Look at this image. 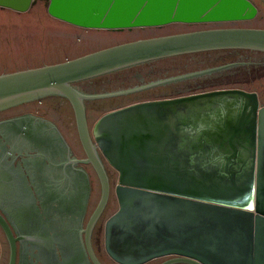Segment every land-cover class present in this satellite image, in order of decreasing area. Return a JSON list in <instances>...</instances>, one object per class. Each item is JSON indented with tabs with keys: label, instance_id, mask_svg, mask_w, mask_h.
Wrapping results in <instances>:
<instances>
[{
	"label": "water",
	"instance_id": "obj_1",
	"mask_svg": "<svg viewBox=\"0 0 264 264\" xmlns=\"http://www.w3.org/2000/svg\"><path fill=\"white\" fill-rule=\"evenodd\" d=\"M36 1L0 0V7L26 12ZM45 1L50 17L82 28L212 25L125 41L64 61L0 73V110L47 96L69 103L86 154L80 161L92 165L100 185L98 201L82 232L90 262L101 264L92 250L90 233L108 202L110 182L89 132L85 101L129 94L213 69L106 93H82L75 85L178 55L229 49L264 53V26H217L254 19L258 10L250 0ZM255 2L264 15V0ZM198 105L204 115L215 106L237 109L233 126L208 135L219 144L218 152L174 145L180 139L179 117L197 115ZM200 116L192 118L195 121ZM117 132L125 134L128 143L120 148V159H109L119 172L113 188L117 209L103 225L104 251L114 263L145 264L168 257L159 264H264V103L256 93L217 90L143 101L107 112L93 127L95 141L106 155L105 143L113 142ZM135 132L144 140L138 137L134 144L130 136ZM201 135L205 133L196 139H203ZM163 143L172 146L164 148ZM111 144L114 150L116 146ZM219 157L223 161H215ZM0 228L8 243L7 264H15L16 242L26 236H14L1 213Z\"/></svg>",
	"mask_w": 264,
	"mask_h": 264
},
{
	"label": "flooded vegetation",
	"instance_id": "obj_2",
	"mask_svg": "<svg viewBox=\"0 0 264 264\" xmlns=\"http://www.w3.org/2000/svg\"><path fill=\"white\" fill-rule=\"evenodd\" d=\"M210 53L231 55L222 60L206 61L202 64L216 65L191 71L203 72L213 69L210 72L197 74L175 82L155 85L129 94L87 100L85 101L86 117L87 104L89 102L108 104L101 111L99 119L107 112L138 102L177 98L228 89L254 92L259 102L263 103L261 101V91L258 89H247L241 85L234 84L214 86V83L237 74L246 73L250 75L256 68L261 67L264 69V65L261 66V64H264L263 52L229 49L178 56ZM161 60H152L119 70L135 68L133 73L136 76V81L125 87L108 88L105 84L94 85L96 80L109 74L81 81L75 86L82 93L97 94L118 91L172 77L153 75L146 79L142 76V71L137 69L143 65L159 64L162 62ZM116 72H112V74ZM131 96H135V98H130V101L116 103L118 99H129ZM58 101L67 102L57 96H47L0 110V213L8 223L14 236H26L23 240L16 242L17 256L15 264H92L85 249V234L82 230L85 228L92 212L89 213V210L94 202L93 196L96 192V184L100 193L99 180L92 165L80 161L86 158V154L78 139L77 132L78 142L74 145L67 139L57 120L45 113L48 105L53 106ZM197 108L200 111L201 105H198ZM236 110L235 107L228 106L224 108L222 105L215 106L213 110L207 111L206 113L208 114L205 115L203 111L194 112L198 116L201 115L195 121L192 117H197V115H181L179 117L180 124L177 126L178 131L181 132L179 134L180 139L174 145L185 149L194 148L198 152L204 148L218 152L219 144L213 143L208 139V135L226 131L228 130L227 128L233 126V123L237 120ZM216 113H219V116ZM231 115L233 117H229ZM187 118L189 120L186 124H182L181 122H185ZM97 120L93 125L88 122L89 132L95 144L96 154L104 166L110 182L108 202L90 233L91 247L99 260L96 244L99 241L100 232L104 225V223L102 225L103 215L111 204V194L114 192L113 188L115 185V183L112 185V181L114 179L117 180L119 176V172L111 165L109 159H120V148L123 143H128V140L125 134L117 132L113 142L111 140L107 142L108 144L105 143L106 155L97 145L93 136V127ZM134 127L138 128V126ZM204 133L205 137L201 135L203 139H196L200 137V134ZM130 137L133 138L134 144L138 137L144 140V137L139 136L137 132ZM102 138L104 137L102 136ZM194 138L196 141H189ZM111 143L116 146L114 150ZM103 144L102 146H104ZM163 146L164 148H170L172 143H163ZM221 158L219 157L217 160L213 158V160L223 161ZM1 233L8 250L7 239L2 230ZM167 258H157L145 264H159Z\"/></svg>",
	"mask_w": 264,
	"mask_h": 264
},
{
	"label": "rangeland",
	"instance_id": "obj_3",
	"mask_svg": "<svg viewBox=\"0 0 264 264\" xmlns=\"http://www.w3.org/2000/svg\"><path fill=\"white\" fill-rule=\"evenodd\" d=\"M257 8V16L249 21L236 23H224L217 26L235 27H263L264 15L255 2L250 0ZM212 25L173 23L160 27H143L123 30L90 29L71 25L69 23L50 17L46 11V1L37 0L26 12H17L0 7V73L56 63L74 58L85 53L139 38L166 35L172 33L187 32L206 28ZM214 26V25H213ZM231 54L210 53L200 55L174 56L162 59L159 64L143 65L138 70L146 79L151 76H173L212 66L216 64H202L206 61L222 60ZM264 64H261V66ZM151 67V68H150ZM264 68V67H263ZM244 69V68H243ZM135 68L110 73L104 78H99L94 85H106L108 88L128 86L136 81L133 73ZM255 72H257L255 74ZM241 85L247 89L261 91V101L264 102V69L256 68L249 74H237L231 78L214 83V86ZM174 92V91H173ZM135 96L118 99L116 103L130 101ZM106 103L87 104V119L90 125L98 119ZM47 113L54 117L67 139L74 145L77 144L72 111L65 101H58L53 106L48 105ZM112 181V185L115 183ZM98 188V190H97ZM113 188V187H112ZM99 196V187L96 184V192L93 196L92 207L95 206ZM117 209V200L114 192L111 194V204L105 211L102 225L106 218ZM99 260L102 264H116L105 253L103 247V229L100 232L99 241L96 244ZM0 264H6L8 250L6 242L0 230ZM184 264V263H175Z\"/></svg>",
	"mask_w": 264,
	"mask_h": 264
},
{
	"label": "crops",
	"instance_id": "obj_4",
	"mask_svg": "<svg viewBox=\"0 0 264 264\" xmlns=\"http://www.w3.org/2000/svg\"><path fill=\"white\" fill-rule=\"evenodd\" d=\"M264 103V102H263Z\"/></svg>",
	"mask_w": 264,
	"mask_h": 264
}]
</instances>
